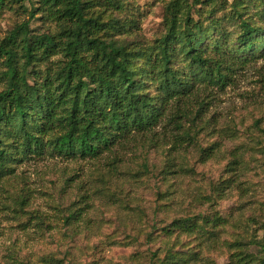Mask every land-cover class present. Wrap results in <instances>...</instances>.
Listing matches in <instances>:
<instances>
[{
	"label": "rangeland",
	"instance_id": "374dc122",
	"mask_svg": "<svg viewBox=\"0 0 264 264\" xmlns=\"http://www.w3.org/2000/svg\"><path fill=\"white\" fill-rule=\"evenodd\" d=\"M14 1L7 0L0 14V41L29 19L19 8L23 3ZM88 1L94 11L97 1ZM170 1L124 2L140 21L141 34L152 41L166 32ZM219 1L229 12L235 0ZM31 27L36 33L46 31L40 20ZM229 75L223 87L197 85L185 100L168 107L151 132L98 159L46 154L0 178V264H157L152 253L159 250L163 259L165 249L176 242L183 244L176 250H199L203 260L198 264H233L235 250L222 247L224 241L233 242L246 231V241L264 245V137L252 126L262 119L264 129V57L234 66ZM197 127L206 129L195 137ZM202 149L211 150L202 156ZM234 161L238 165L231 171ZM144 162L149 171L142 168ZM171 162L173 174L164 180L162 170ZM215 185L227 187L215 194L217 201L199 199ZM197 198L203 204L194 203ZM188 213L229 219L215 250L199 248L201 238L164 235V226ZM251 252L259 253L255 248Z\"/></svg>",
	"mask_w": 264,
	"mask_h": 264
},
{
	"label": "trees",
	"instance_id": "16d2710c",
	"mask_svg": "<svg viewBox=\"0 0 264 264\" xmlns=\"http://www.w3.org/2000/svg\"><path fill=\"white\" fill-rule=\"evenodd\" d=\"M6 1L0 0V14ZM96 1L94 11L88 0L14 1L23 3L19 8L29 19L0 41V178L46 154L98 159L151 132L168 107L185 100L197 85L223 87L234 66L264 57V0H235L229 12L219 0H171L165 8L166 32L152 41L141 34L140 21L125 0ZM34 20L42 21L46 31L36 33ZM261 123L258 119L252 126L264 137ZM204 129L197 127L195 137ZM255 140L261 141L260 135ZM209 150L202 149V156ZM237 165L234 161L230 170ZM141 166L149 171L148 163ZM168 168L162 170L164 180L173 174L172 162ZM231 182L236 183L234 177ZM224 188L215 185L199 199L217 201L215 194ZM199 199L194 203L203 204ZM228 225L229 219L216 213L212 218L188 213L162 231L178 239L201 238L199 248L215 250L218 234ZM245 234L222 247L235 250L233 264H264V245L246 241ZM180 245L165 249L163 259L155 251L153 263L203 260L199 250H176ZM253 248L259 253L254 255Z\"/></svg>",
	"mask_w": 264,
	"mask_h": 264
}]
</instances>
